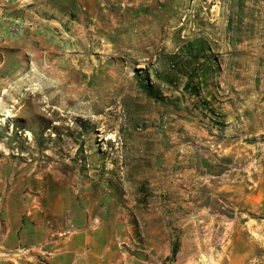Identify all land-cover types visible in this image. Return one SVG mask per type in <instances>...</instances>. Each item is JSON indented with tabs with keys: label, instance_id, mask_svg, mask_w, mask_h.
Returning <instances> with one entry per match:
<instances>
[{
	"label": "rangeland",
	"instance_id": "obj_1",
	"mask_svg": "<svg viewBox=\"0 0 264 264\" xmlns=\"http://www.w3.org/2000/svg\"><path fill=\"white\" fill-rule=\"evenodd\" d=\"M97 12L65 58L0 67V187L54 228H119L117 264H264V0Z\"/></svg>",
	"mask_w": 264,
	"mask_h": 264
},
{
	"label": "crops",
	"instance_id": "obj_2",
	"mask_svg": "<svg viewBox=\"0 0 264 264\" xmlns=\"http://www.w3.org/2000/svg\"><path fill=\"white\" fill-rule=\"evenodd\" d=\"M97 9L98 0H0V67L49 62L68 39L93 30ZM14 25L22 28V35L9 38L6 30ZM39 29L61 34V40L42 35ZM65 53L58 56L65 58ZM207 108L206 122L210 121ZM20 192L24 190L0 187V264H117L126 255L118 242L119 228L93 222L54 228L44 219L36 220L35 211L30 210L34 201L28 192ZM18 195L23 198H15ZM245 196L246 203L261 205L264 187Z\"/></svg>",
	"mask_w": 264,
	"mask_h": 264
},
{
	"label": "built area",
	"instance_id": "obj_3",
	"mask_svg": "<svg viewBox=\"0 0 264 264\" xmlns=\"http://www.w3.org/2000/svg\"><path fill=\"white\" fill-rule=\"evenodd\" d=\"M31 26L32 25H30V27ZM6 33L9 38H16L22 35V28L18 25L10 26L6 30ZM39 33H41L42 35H48L50 32L48 31V29H39Z\"/></svg>",
	"mask_w": 264,
	"mask_h": 264
},
{
	"label": "trees",
	"instance_id": "obj_4",
	"mask_svg": "<svg viewBox=\"0 0 264 264\" xmlns=\"http://www.w3.org/2000/svg\"><path fill=\"white\" fill-rule=\"evenodd\" d=\"M200 47V45H198V48ZM200 49V48H199ZM193 50V49H192ZM200 52H202L201 50H198L196 53H195V51H194V54H193V56L195 57V58H199V53ZM206 74L208 73V70H205L204 71ZM188 86V89H189V87H190V83L188 82L187 83V85H186V87ZM143 88H144V90H145V92L149 95V96H151L152 98H154V99H160V97H159V95L153 90V87H151L150 85H148V84H144L143 85ZM191 88V87H190ZM195 92H196V90H195ZM203 105V104H202ZM203 106H205V105H203ZM173 253H175V249H173Z\"/></svg>",
	"mask_w": 264,
	"mask_h": 264
}]
</instances>
